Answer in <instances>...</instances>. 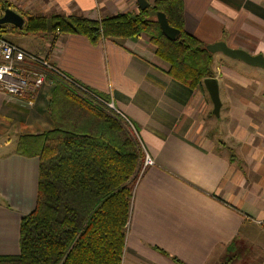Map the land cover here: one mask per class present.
<instances>
[{
    "label": "crops",
    "instance_id": "crops-1",
    "mask_svg": "<svg viewBox=\"0 0 264 264\" xmlns=\"http://www.w3.org/2000/svg\"><path fill=\"white\" fill-rule=\"evenodd\" d=\"M183 2L187 34L264 56V0ZM139 10L137 0H36L35 15L100 20ZM13 27L3 25L6 39L106 95L154 162L135 186L122 264H222L234 243L225 264H264L262 69L214 54L222 104L216 117L207 90L167 75L168 64L145 36L93 45L80 35L32 38ZM53 85L48 79L33 106L0 90V141L20 133L13 149L0 154V256L19 254L21 220L36 206L39 160L16 148L20 136L52 128Z\"/></svg>",
    "mask_w": 264,
    "mask_h": 264
},
{
    "label": "trees",
    "instance_id": "trees-1",
    "mask_svg": "<svg viewBox=\"0 0 264 264\" xmlns=\"http://www.w3.org/2000/svg\"><path fill=\"white\" fill-rule=\"evenodd\" d=\"M10 8L0 1V17ZM157 13L180 31L179 40L164 36ZM23 18V28L13 29L24 36L80 35L93 45L145 36L168 64L167 75L191 90L205 91L204 80L215 77L214 55L184 29L183 0H156L143 11L100 20ZM48 79L54 84L47 104L52 128L20 136L16 148V154L39 160L36 206L21 220L19 254L0 256V264H122L143 149L130 124L106 105V95L56 73L49 72ZM234 246L222 264L230 261Z\"/></svg>",
    "mask_w": 264,
    "mask_h": 264
},
{
    "label": "built area",
    "instance_id": "built-area-1",
    "mask_svg": "<svg viewBox=\"0 0 264 264\" xmlns=\"http://www.w3.org/2000/svg\"><path fill=\"white\" fill-rule=\"evenodd\" d=\"M49 72L56 73L60 77L70 80L68 76L55 68L46 58L28 52L6 39L3 35H0V90L5 92L6 95L20 99L29 98L27 104L33 106L38 92L48 82ZM50 82L52 83V81ZM80 88L83 89L82 87ZM81 91L91 94L85 89ZM106 105L114 110L112 103H107ZM115 112L130 124L136 138L140 142L138 133L130 120L121 112ZM140 145L142 147L141 142ZM153 164V160L145 154L140 176L147 167ZM262 224L264 225V222Z\"/></svg>",
    "mask_w": 264,
    "mask_h": 264
},
{
    "label": "water",
    "instance_id": "water-1",
    "mask_svg": "<svg viewBox=\"0 0 264 264\" xmlns=\"http://www.w3.org/2000/svg\"><path fill=\"white\" fill-rule=\"evenodd\" d=\"M137 3L139 9L142 11L147 9L150 5L147 0H137ZM156 20L159 24L162 33L167 39L171 41H177L180 39V31L170 26L165 14L157 13ZM3 25H12L18 29H22L24 26V18L18 13H16L14 10L6 9L0 17V26ZM206 49L209 53L213 55L221 53L222 55L230 59L242 61L243 63L251 67L260 68L264 71V56L262 54L252 55L244 50L230 48L224 42H217L214 44L207 45ZM203 84L213 104V115L219 117L222 105L220 100L219 80L215 77L209 78L204 80Z\"/></svg>",
    "mask_w": 264,
    "mask_h": 264
},
{
    "label": "rangeland",
    "instance_id": "rangeland-1",
    "mask_svg": "<svg viewBox=\"0 0 264 264\" xmlns=\"http://www.w3.org/2000/svg\"><path fill=\"white\" fill-rule=\"evenodd\" d=\"M8 3H10V2H8ZM10 4H11V6L13 5V7H12L13 10L17 13L18 12L21 13L22 16L27 15L25 13L23 14L22 12H30L32 15L36 14V0H12V3H10ZM30 13H28V14H30ZM29 37L34 38L33 36H29ZM18 134H20V133L15 132V133H13V135L7 136L6 139H4V140L2 139L0 141V154L1 153H3V154L8 153L13 149L14 143H15L16 139L18 138ZM10 140H11V144H10Z\"/></svg>",
    "mask_w": 264,
    "mask_h": 264
},
{
    "label": "bare ground",
    "instance_id": "bare-ground-1",
    "mask_svg": "<svg viewBox=\"0 0 264 264\" xmlns=\"http://www.w3.org/2000/svg\"><path fill=\"white\" fill-rule=\"evenodd\" d=\"M59 35V34H58Z\"/></svg>",
    "mask_w": 264,
    "mask_h": 264
}]
</instances>
